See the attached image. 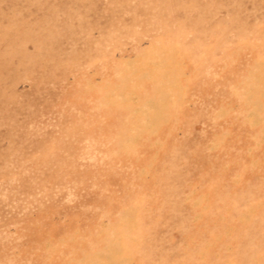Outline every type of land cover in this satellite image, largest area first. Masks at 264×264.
Segmentation results:
<instances>
[{
  "label": "rangeland",
  "instance_id": "374dc122",
  "mask_svg": "<svg viewBox=\"0 0 264 264\" xmlns=\"http://www.w3.org/2000/svg\"><path fill=\"white\" fill-rule=\"evenodd\" d=\"M0 264H264V0H0Z\"/></svg>",
  "mask_w": 264,
  "mask_h": 264
}]
</instances>
